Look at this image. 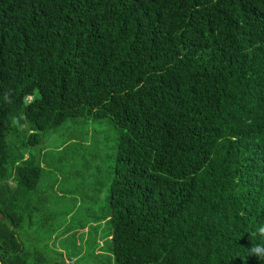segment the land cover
<instances>
[{
    "label": "trees",
    "instance_id": "16d2710c",
    "mask_svg": "<svg viewBox=\"0 0 264 264\" xmlns=\"http://www.w3.org/2000/svg\"><path fill=\"white\" fill-rule=\"evenodd\" d=\"M78 118L120 132L103 264H264V0H0L2 264H68L24 230Z\"/></svg>",
    "mask_w": 264,
    "mask_h": 264
},
{
    "label": "rangeland",
    "instance_id": "374dc122",
    "mask_svg": "<svg viewBox=\"0 0 264 264\" xmlns=\"http://www.w3.org/2000/svg\"><path fill=\"white\" fill-rule=\"evenodd\" d=\"M119 134L109 118H78L30 148L44 168L36 189L40 210L24 230L25 247L68 264H103L108 258L110 225L103 207Z\"/></svg>",
    "mask_w": 264,
    "mask_h": 264
},
{
    "label": "clouds",
    "instance_id": "9594fccd",
    "mask_svg": "<svg viewBox=\"0 0 264 264\" xmlns=\"http://www.w3.org/2000/svg\"><path fill=\"white\" fill-rule=\"evenodd\" d=\"M259 239V243L252 244L247 248L248 256H254L260 261H264V225L259 226L250 234Z\"/></svg>",
    "mask_w": 264,
    "mask_h": 264
},
{
    "label": "water",
    "instance_id": "95a60500",
    "mask_svg": "<svg viewBox=\"0 0 264 264\" xmlns=\"http://www.w3.org/2000/svg\"><path fill=\"white\" fill-rule=\"evenodd\" d=\"M0 218H1V214H0ZM0 264H2L1 261H0Z\"/></svg>",
    "mask_w": 264,
    "mask_h": 264
}]
</instances>
